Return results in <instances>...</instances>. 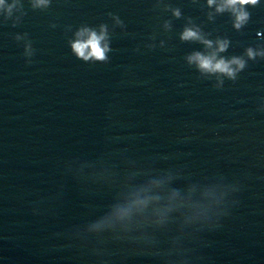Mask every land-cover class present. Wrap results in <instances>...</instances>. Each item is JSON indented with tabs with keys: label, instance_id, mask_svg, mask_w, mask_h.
Wrapping results in <instances>:
<instances>
[{
	"label": "water",
	"instance_id": "95a60500",
	"mask_svg": "<svg viewBox=\"0 0 264 264\" xmlns=\"http://www.w3.org/2000/svg\"><path fill=\"white\" fill-rule=\"evenodd\" d=\"M0 264H264V0H0Z\"/></svg>",
	"mask_w": 264,
	"mask_h": 264
},
{
	"label": "clouds",
	"instance_id": "9594fccd",
	"mask_svg": "<svg viewBox=\"0 0 264 264\" xmlns=\"http://www.w3.org/2000/svg\"><path fill=\"white\" fill-rule=\"evenodd\" d=\"M211 2V0H210ZM229 4H236L239 3L241 5L244 4H255L257 0H228ZM246 14L241 13L237 19L243 20L245 18ZM195 34L193 32H186L185 37H192ZM73 48L78 56L83 57L84 59H88L90 56L95 57L96 59H104V51L105 49L101 48L100 46V37H97L95 34H91L89 39L86 42H77L73 45ZM223 48V46H221ZM86 49L88 50L86 53ZM251 55V52L249 53ZM197 60H199L200 66L207 70H216L220 72H227L231 74V69L228 67V65L224 61H218L215 64L211 62L209 58H203V57H196ZM235 62V61H234Z\"/></svg>",
	"mask_w": 264,
	"mask_h": 264
}]
</instances>
